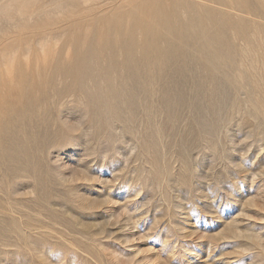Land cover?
<instances>
[{
  "label": "rangeland",
  "instance_id": "1",
  "mask_svg": "<svg viewBox=\"0 0 264 264\" xmlns=\"http://www.w3.org/2000/svg\"><path fill=\"white\" fill-rule=\"evenodd\" d=\"M141 1L144 0H0V78L9 79L19 76L18 73L30 77L42 72L45 79L52 67L67 64L98 34L100 27L87 26L93 18L95 21L98 16L110 15L115 8L129 10L130 3ZM171 1L160 0L165 7ZM262 1L179 0L181 8L186 9L184 16L202 10L213 12L218 27L227 32L225 41L232 43H228L229 60L221 59L220 66L214 68L208 66L214 74L211 82L210 78L195 73L200 68L198 65L187 66L188 72L183 75L173 70L160 75L163 81L184 82L181 91L196 104L191 111L184 108L180 116L165 113L169 109L162 99L164 111L154 113V109L160 108L155 106L149 112L151 115L141 114V99L133 97L141 81L137 76H127V83L135 87L128 95L136 108L133 118H128L126 102L111 98L106 99V104L117 107V113L110 109L101 111L73 96L61 101L65 104H61L64 107H59V111L49 112L55 116L49 125L55 120L58 123L53 125L58 127L50 125L51 129L57 127L62 134L57 128L54 134L48 126L46 142L40 140L35 146L31 143L32 149L28 148L30 144H25L30 154L27 148L19 146L13 154L15 160L11 156L10 161L0 166V179L3 174L5 181L10 183L15 178L13 182H18L9 196L0 190V264H264ZM5 5L8 10L3 11ZM39 7H43L44 13L38 17L18 20L19 9L32 12ZM9 16L19 21L16 26L9 24V19L14 20ZM80 19L81 24H73ZM239 26L244 34L240 35ZM247 46L255 50L244 54L242 51ZM237 63L243 68H238ZM252 67L256 71L251 75ZM237 70L249 72L237 80ZM112 76L114 79L115 75ZM203 84L210 85V91L203 90L205 95L202 92V96H197L194 88L204 87ZM0 91L4 92L1 85ZM174 92L171 101L182 105V98ZM93 93L89 90L87 95L91 97ZM125 98L123 95L121 100ZM208 102L213 104L211 111L202 105ZM94 119L96 125L100 124L98 127ZM185 132H190L191 137L183 138Z\"/></svg>",
  "mask_w": 264,
  "mask_h": 264
},
{
  "label": "bare ground",
  "instance_id": "2",
  "mask_svg": "<svg viewBox=\"0 0 264 264\" xmlns=\"http://www.w3.org/2000/svg\"><path fill=\"white\" fill-rule=\"evenodd\" d=\"M86 1H88V0H86ZM263 1H262V3L264 4ZM20 3H21V1H20ZM74 3H75V1H74ZM85 3L87 4V2H85ZM181 3L179 2V0L178 1L172 0L170 3V6L165 7V5H163L162 2H160V0H144V1H141L139 3H137V2L134 4L130 3L132 8H130L129 10H121V9L115 10L116 9L115 8L113 10L114 12L111 10V12H113V13L110 12L111 13L110 15L108 14L106 16V14H105V16L102 15V17L98 16L99 19H96L94 21V18H93V22L90 25H89V23H88V25L86 24L87 26H91V27H97V28L100 27L99 29L101 30V32L98 29V32H97L98 34L94 35L93 38H91V39L89 37L88 39H90V40L88 41L86 48L81 53L74 54L73 57L70 59V61L67 64H65L64 66L52 67L50 69V74L46 75V76L44 75L45 79L43 78L42 72L41 73L37 72L36 74H34L30 77L26 76L24 74L18 73L19 76H15V77L12 76L9 79L0 78V85L3 86V89H4V92L0 91V166H1V163H4L6 161H10L11 156H13V154L17 151L16 148H19V146H23L22 148L25 149V148H27L26 145L30 144L28 146V148L32 149L31 143H32V145H34V143L37 144L40 140L42 142V140H44V139H45L44 142H46V134H47L46 132H48V130L51 129V126H53L56 123V120H55V123H53L52 125L50 124L51 126L49 125V123H51L50 121L51 120L54 121V118H55V116L53 115V113L55 111L53 109H55L57 112V110L59 111V109H60L59 107L63 108L64 105L61 106V104L64 102L61 103V101L66 99V97L68 99V97L71 98L73 96V98H76L77 100H79V102L80 101L90 102L91 104H93L95 106V108L99 107L101 109V111L106 110V109H110L111 111H113L115 113L118 112L117 107L115 108L113 106H110L111 104L107 105L106 102L110 98L115 100V101L117 99H119V101L126 102V104L128 105V107L126 109L127 110L126 113L129 114V116H128V118H129L131 115H133L136 108H134L132 106V104L134 103L132 101V97L128 96V95H131L129 92L135 91L134 90L135 87L133 86V84L127 83V81H126V79L128 78L127 76H129V77H132V76L136 77L137 76V77H139V80L141 81V87H140L139 91L136 90L135 95L133 96V97L141 99V103H142V110H141L142 113L141 114L151 115V113H149V112H151L153 110V107L155 108V106L156 107L160 106V108L154 109V111H156L154 113L164 111L163 107L165 105V102L162 99H165L166 108L169 109L167 111L165 110V113L171 112V113H175L176 116L177 115L180 116L179 113L184 108L191 111L196 104L193 105V101H192L193 99L190 100L188 98V96L186 97V94L182 92L183 91L182 86L184 85V82L181 81V79H179V81H177V83L175 81H171V80L170 81L169 80L163 81V80H161L160 75L165 73L167 70H173V71L178 72L179 75H183L182 73L188 72V70L186 69V68H188L187 66L198 65V66H200V68H198V71H196L195 73L200 74L206 78H210L209 80L211 82V79H212L211 75L213 76L214 74H211L213 71L208 70V68H209L208 66H212L214 68V65H219V63H221L223 61L222 60L220 62L221 59L227 58L229 60V58L231 57V52H230V50H228V48H229L228 43L230 42V40L225 41V40H227V39H224L227 35V32H225L224 29L218 27V24L214 19L215 17L212 15L213 12L210 13L211 11L209 12V10L208 11L202 10L203 12H201V13L200 12L199 13L188 12V14H186L184 16L183 14H185L186 9L181 8V6H182ZM183 3H185V2H183ZM192 4H193V6L195 5L194 3H191V5ZM12 5H14V4L12 3ZM72 5H74V4H72ZM189 5H190V3H189ZM183 6H185V5H183ZM122 7H124V6H122ZM188 7H190V6H188ZM2 8H3L2 10L5 11V8L7 9L8 6L5 5ZM87 8H89V7H87ZM191 8H193V7H191ZM180 9H182V11L185 10L184 13H182V11ZM198 9H197V11H198ZM17 12L19 13V15ZM17 12H16V14L20 17L18 20H21V21L31 20V19H33L34 15H37V17H38V15L40 13H44L43 7H41V8L39 7L37 9L35 8V10L32 12H29V11L23 12V10L21 11V9H19V11H17ZM195 12H196V10H195ZM1 14H3V13H1ZM4 14H5V12H4ZM9 17L11 18V16H9ZM84 17H85V15H84ZM216 17H218V14ZM13 18H11V20ZM8 19L5 21H8ZM81 21H82V19H80L78 21L75 20V21H73L74 22L73 24L79 25L82 23ZM222 21H224V20L222 19ZM227 21H228V25H229V23L231 22V19H230V21L229 20H227ZM233 21H234V19H233ZM17 22H19V21H17V20L15 21V18L12 21H10V19H9V24L11 26H16ZM110 23H113V24L110 25ZM236 24H242V23L238 22V20H237ZM7 25H8V23H7ZM221 25H224V24H221ZM226 27L228 29V26H226ZM229 28H231V26ZM234 29H236V31L239 32V30H237L236 27H234ZM234 29L232 28V30H234ZM239 29H240V31L244 30V29H241V27ZM246 29H247L246 31H248V28H246ZM229 30H228V32H229ZM232 30H231V32L233 34L234 32ZM256 30L257 29H255L254 33H256ZM260 31L261 30H259L258 32H260ZM243 32L244 31H241L240 35L244 34ZM252 33H251V35H252ZM235 35H236V33H235ZM258 35L260 37L261 34H258ZM84 36H85V34H84ZM249 36H250V34H249ZM237 37H239V35H237ZM244 39L245 38H243V41H244ZM248 39H249V37H248ZM78 40L79 39H77V41ZM80 41H82V40H80ZM237 41H239V38ZM246 41L248 42L251 40H246ZM253 41H251V42H253ZM72 42H70V43H72ZM75 43H77V42H75ZM238 43H240V42H238ZM258 43H259V41H258ZM262 43L264 44V42H262ZM242 44H244V43H242ZM253 44L255 45L256 43L253 42ZM253 44L252 45L250 44V45L253 47ZM260 44H261V42H260ZM257 45H259V44H257ZM257 45H255V46H257ZM76 46H77V44H76ZM248 46H249V43H248ZM248 46L245 50L242 51L244 54L252 52V49L254 48L253 47L250 49ZM258 49L263 50V48H261V47ZM253 50H255V49H253ZM262 50H261V52H262ZM233 52H235V51H233ZM256 52H260V51L257 50ZM238 54H239V52H238ZM246 55H248V56H246ZM246 55H245L246 57H249V54H246ZM253 55H254V52H253ZM260 55H262V53ZM12 56H13V54H12ZM242 58H240V59H242ZM263 58H264V56L262 57V59ZM246 59H248V58H246ZM245 62H246V60H245ZM260 62H262V61H259V64H260ZM237 65H238V63H237ZM263 66L261 65V67H260L261 70H264ZM5 67H7V66H5ZM228 67H231V65L230 66L228 65ZM233 67H235V65ZM239 67H241V65L240 66L238 65V68ZM246 67L247 66H245V70L247 69ZM241 68H243V67H241ZM223 69H225V68H223ZM249 70L251 72V75H252L253 71H256L255 67L254 68L252 67L251 69L249 68ZM5 71H7V70L5 69ZM210 71H211V73H210ZM237 71H235V73L237 75V77H236L237 80H238L239 76L241 78L242 75L248 74L247 72H249V71H247L244 73L242 71L241 72L238 71L239 72L238 73ZM8 74H9V72H8ZM151 74H153V76H151ZM166 74H167V72H166ZM112 75H115L114 79H112L113 78ZM111 76H112V78H111ZM232 76H234V74ZM232 76H230V78H233ZM249 77H251V76H249ZM258 77H260V76H258ZM244 78H246V77H244ZM201 79H203V78H201ZM257 80H258V78H257ZM258 81H260V80H258ZM256 82L254 84H256ZM261 82H263V81L261 80ZM64 83H66V84H64ZM204 83H205V80H204ZM218 84L220 86V83H218ZM228 84H230V83H228ZM258 84H256V85H258ZM101 85H104V87H102ZM203 85H205V84H203ZM58 86H61V89H58L59 88ZM135 86H137V85H135ZM100 87H102V89H100ZM260 88H262V87L260 86ZM194 89L197 91V96L198 95L202 96L201 95L202 92L204 93L203 90L208 91L210 89V85L208 86L206 84L204 87L200 86V87H196ZM89 90L91 92H94L91 97L87 95ZM173 91H175L174 94H177L178 97L182 98V100H181V102L183 103L182 105H179V103H177V102L173 103V101H171V99H172L171 92H173ZM262 91H264V90L262 89ZM260 93H261V90H260ZM256 94L257 93L255 92V95ZM123 95H124V97H126L125 100H121ZM203 95H205V93ZM252 95H254V93H252ZM154 96L157 99L156 101L152 100V99H154L153 98ZM136 98H134V99H136ZM199 98H201V97H199ZM256 98H257V96H256ZM68 100H70V99H68ZM198 100H201V99H198ZM251 100H254V99H251ZM256 100L254 102H256ZM213 101H215V100H213ZM261 101H259V102H261ZM257 102H256V106L258 105ZM71 103H74V102H71ZM168 103L171 104V107H168L169 106ZM202 105H205L207 110H209V111L212 110V108H211L213 105L212 103H210V102L202 103ZM261 105L259 107L261 109H262V107L264 108V105L262 107H261ZM181 106H184V107H181ZM198 106H200V105H198ZM230 106H232V105H230ZM210 108H211V110H210ZM220 108H221V106H220ZM85 109H86V107H85ZM215 110H216V108H215ZM215 110H213L212 112H215ZM51 111H54V112L52 114H50L49 112H51ZM217 111H218V109H217ZM235 112L236 111H234V113ZM238 113L239 112H237V114ZM57 114H59V113H57ZM90 114H91V112H90ZM92 115L95 116V113L94 114L92 113ZM212 115H213V113H212ZM263 115H264V112H263ZM115 116H117V115L115 114ZM123 116L125 119V116H127V115L124 114ZM156 116H158V115H156ZM202 116H204V115L202 114ZM175 118L179 119L177 117H175ZM200 119H201V117H200ZM260 119H262V118H260ZM90 121H93V120H90ZM95 121L96 120L94 119V122ZM97 121H98V119H97ZM99 121H100V119H99ZM128 122L130 123V121H128ZM211 122L212 121H210V123ZM129 123H126V124H129ZM56 124H58V123H56ZM61 125H62V123H61ZM95 125H96V122H95ZM98 125H100V124H98ZM98 125H96V126L98 127ZM48 126H50L49 129H48ZM55 126H57V125H55ZM55 126H53V127H55ZM212 126L213 125H211V128H213ZM100 127H102V125ZM56 128L53 130L58 129V128L57 129ZM143 128H144V124H143ZM64 129H66V128H64ZM67 130L68 129H66V131ZM70 130H72V129H70ZM146 130H148V129H146ZM185 130L190 131V129L189 130L185 129ZM58 131L60 133V129H58ZM71 132H70V134H71ZM53 133H54V131H53ZM59 133H58V135H59ZM68 133H69V131H68ZM185 133H186V135L183 138H187V136H190V132H188V133L185 132ZM54 134H57V133H54ZM60 134H62V132ZM61 137H63V136H61ZM54 139H55V136H54ZM54 139H51V140H53L52 142L57 144V142L55 141L57 138L55 140ZM51 140L49 143H51ZM185 142H186V140H185ZM187 142H189V141H187ZM39 143H38V145H39ZM190 143L193 144V142H191V141H190ZM41 144H43V143H41ZM51 144H53V143H51ZM38 145H36V146H38ZM144 146H146V145H144ZM28 148L26 149L27 153L29 152ZM27 153H25L24 155L26 156ZM28 154H30V152ZM27 156H29V155H27ZM13 159H14V156H13ZM14 160H12V161H14ZM18 161H14V162L18 163ZM35 165H36V163H35ZM25 168H23V169L25 170ZM31 169H34V168H31ZM9 172H11V171H9ZM23 172L26 173V171L21 170V173H23ZM28 172H27V174H28ZM17 173H19V169H18ZM13 174L14 173H12L11 175H13ZM1 176L2 177L0 179V184L2 186L0 187V190L3 193L6 192L7 196H9L12 192H15L14 190H15V188L18 187V185H17L18 182L17 183L13 182L16 180L14 178V176H13V178H14L13 180H12V178H10L12 180V181H10V183H9V181H5V179H3V174ZM8 176H9V174H8ZM19 176H21V174ZM33 177H34V175H33ZM4 178L7 179L8 177L4 175ZM36 179H37V177H36ZM18 180H19V177H18ZM16 185H17V187H16ZM29 187H30V185H29ZM27 189H29V188H27ZM17 192H19V190ZM47 197H49V196H47ZM13 225H16V224H13ZM13 225L11 223V226H13ZM15 227H17V225Z\"/></svg>",
  "mask_w": 264,
  "mask_h": 264
}]
</instances>
